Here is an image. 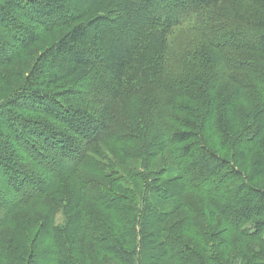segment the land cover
Returning <instances> with one entry per match:
<instances>
[{"label": "trees", "instance_id": "obj_1", "mask_svg": "<svg viewBox=\"0 0 264 264\" xmlns=\"http://www.w3.org/2000/svg\"><path fill=\"white\" fill-rule=\"evenodd\" d=\"M0 84V264H264V0H0Z\"/></svg>", "mask_w": 264, "mask_h": 264}, {"label": "rangeland", "instance_id": "obj_2", "mask_svg": "<svg viewBox=\"0 0 264 264\" xmlns=\"http://www.w3.org/2000/svg\"><path fill=\"white\" fill-rule=\"evenodd\" d=\"M56 36H57L56 34L48 35L45 38V40L38 45V47L33 48L30 51V53L27 55V57L23 58V60L18 65V68L20 67L23 71H27L28 67L31 65L35 55L38 52V50H40L44 45L51 43L56 38ZM7 72L9 74H11V72H12L13 75H15L16 70H7ZM1 85L2 84H0V86ZM0 93H1V89H0ZM176 163H177V160H176L175 156L171 153V151L169 149H167V151H165L162 155H160L156 159V161L153 164L152 169L156 170L159 167L166 166V165H172V164H176ZM254 183L257 186L264 188V172L255 178ZM36 208H39V206H37ZM23 209L27 210V207H25V208L23 207ZM62 219L63 218L61 215L57 216L58 222H61ZM172 221H174V219L172 220V218H170L169 223H171ZM209 245H210L209 248H211V245H212L211 241H209ZM243 245H244L243 239H241V238L232 239L231 244L229 246V251H233V249L235 248L234 251L241 253L244 250ZM254 247H256L258 249H262V248L264 249V246H262L261 244L255 245ZM215 250H216V248H215ZM243 256L244 255H242V256L239 255V257L234 260L233 264H250L248 261H246L248 259H243ZM246 257L248 258L247 255H246ZM109 264H122V263H120L119 261L110 260Z\"/></svg>", "mask_w": 264, "mask_h": 264}]
</instances>
